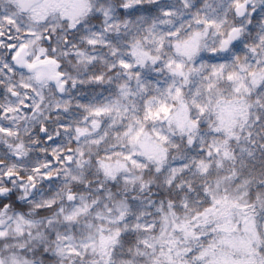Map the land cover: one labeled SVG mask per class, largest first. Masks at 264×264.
I'll return each instance as SVG.
<instances>
[{
  "label": "snow or ice",
  "instance_id": "obj_1",
  "mask_svg": "<svg viewBox=\"0 0 264 264\" xmlns=\"http://www.w3.org/2000/svg\"><path fill=\"white\" fill-rule=\"evenodd\" d=\"M0 264H264V0H0Z\"/></svg>",
  "mask_w": 264,
  "mask_h": 264
}]
</instances>
